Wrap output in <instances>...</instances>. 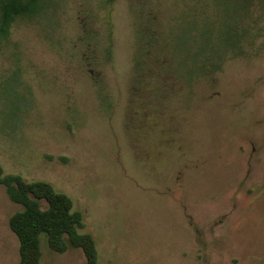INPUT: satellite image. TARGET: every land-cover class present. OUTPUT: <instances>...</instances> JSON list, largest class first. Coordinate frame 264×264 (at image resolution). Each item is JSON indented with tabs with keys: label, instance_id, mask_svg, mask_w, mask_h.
<instances>
[{
	"label": "rangeland",
	"instance_id": "rangeland-1",
	"mask_svg": "<svg viewBox=\"0 0 264 264\" xmlns=\"http://www.w3.org/2000/svg\"><path fill=\"white\" fill-rule=\"evenodd\" d=\"M262 14L264 0H42L0 26L4 175L67 195L98 264H264ZM140 25L162 33L150 50L167 68L133 102ZM21 209L0 185V264L18 262ZM40 248V264H85L45 233Z\"/></svg>",
	"mask_w": 264,
	"mask_h": 264
},
{
	"label": "trees",
	"instance_id": "trees-1",
	"mask_svg": "<svg viewBox=\"0 0 264 264\" xmlns=\"http://www.w3.org/2000/svg\"><path fill=\"white\" fill-rule=\"evenodd\" d=\"M41 1L0 0V26L6 31L4 35L17 20L35 17L40 12ZM161 34L151 31L146 25L137 27L131 83L133 102L142 93H156L160 88L159 72L163 67L167 68V64L162 62V54L157 56L150 49L160 45L158 38ZM0 185L5 187L12 202L22 206L8 220L9 228L18 240L19 259L16 264H40L42 233L46 234L51 250L64 253L69 248H80L85 264H98L95 240L90 234L79 232L81 214L73 209V202L67 195L56 192L45 181H26L19 175H4L1 165Z\"/></svg>",
	"mask_w": 264,
	"mask_h": 264
}]
</instances>
